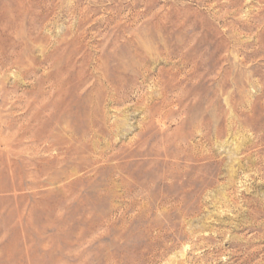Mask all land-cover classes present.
Masks as SVG:
<instances>
[{
    "label": "rangeland",
    "instance_id": "rangeland-1",
    "mask_svg": "<svg viewBox=\"0 0 264 264\" xmlns=\"http://www.w3.org/2000/svg\"><path fill=\"white\" fill-rule=\"evenodd\" d=\"M0 53V264L87 221L84 264H264V0H0Z\"/></svg>",
    "mask_w": 264,
    "mask_h": 264
},
{
    "label": "bare ground",
    "instance_id": "bare-ground-1",
    "mask_svg": "<svg viewBox=\"0 0 264 264\" xmlns=\"http://www.w3.org/2000/svg\"><path fill=\"white\" fill-rule=\"evenodd\" d=\"M228 1H232V0H228ZM213 2V1H212ZM151 15V14H150ZM250 22V21H249ZM13 26V25H12ZM177 27V26H176ZM157 28V27H156ZM236 29V28H235ZM23 30V29H22ZM233 31V30H232ZM237 32V31H236ZM222 37V36H221ZM227 40V39H226ZM204 42V41H203ZM189 43V42H188ZM230 43V42H229ZM168 44V43H167ZM205 44V43H204ZM132 45V44H131ZM177 45V44H176ZM135 46V45H134ZM174 46V45H173ZM178 47V46H177ZM203 47V46H202ZM27 48V47H26ZM135 48V47H134ZM139 49V48H138ZM173 49V48H172ZM172 49H171V52H172ZM177 49V48H176ZM179 49V48H178ZM164 50V49H163ZM184 50V49H183ZM183 50H181V52L183 51ZM186 50V49H185ZM136 51V50H135ZM175 51V50H174ZM173 51V52H174ZM180 51V50H179ZM187 51V50H186ZM132 52H133V48H132ZM167 52V51H166ZM173 52H172V54H173ZM181 52H179V54L181 53ZM136 53V52H135ZM140 53V52H139ZM162 53H163V51H162ZM240 53V52H239ZM2 54L3 53H0V57H2ZM169 54V53H168ZM161 55V54H160ZM176 56V55H175ZM179 56V55H178ZM183 56V55H182ZM194 56V55H193ZM195 56H196V54H195ZM201 56V55H200ZM9 57V56H8ZM145 58V57H144ZM191 58V57H190ZM189 57H182L181 58V64H182V67L183 68H181L183 71H185L186 69H187V67H189V65L191 64V65H193L192 64V61H191V59H190ZM201 58V57H200ZM226 58V57H225ZM12 59V58H11ZM19 59V58H18ZM171 59V58H170ZM179 59H180V57H179ZM178 59V60H179ZM6 60V59H5ZM8 60H9V58H8ZM1 61V64H2V59L0 60ZM5 62V61H4ZM194 62V61H193ZM15 64H16V62H14ZM179 64V63H178ZM124 65V64H123ZM190 65V66H191ZM197 65H198V63H197ZM201 65V64H200ZM141 66V65H140ZM124 67V66H123ZM181 67V66H180ZM192 67H195V66H192ZM126 68V67H125ZM178 68H179V66H178ZM138 69H140V68H138ZM158 69V68H157ZM176 70H177V68H175ZM193 69V68H192ZM141 70V69H140ZM182 70L180 71V72H182ZM162 71H163V69H162ZM179 71V70H178ZM190 71H192V70H190ZM194 71V70H193ZM192 71V72H193ZM164 72V71H163ZM168 72H170V71H168ZM173 72V71H172ZM175 72V71H174ZM177 72V71H176ZM175 72V77L177 76V74L178 73H176ZM160 73H162V72H160ZM184 73V72H183ZM186 73V72H185ZM168 74H170V73H168ZM180 74V73H179ZM182 74V73H181ZM191 74V73H190ZM195 74V73H194ZM193 74V75H194ZM125 75V74H124ZM160 74H158V76H159ZM187 75V74H186ZM186 75H185V77H184V79H186ZM123 76V75H122ZM128 76H130L129 77V79H131L132 80V78H131V74L129 75L128 74ZM153 76V75H152ZM157 76V77H158ZM168 76V75H167ZM184 75L182 74V77H183ZM190 76V75H189ZM197 76H198V74H197ZM114 77V76H113ZM142 77V76H141ZM160 77H161V75H160ZM172 77H173V75H172ZM174 77V78H175ZM115 78V77H114ZM159 78V77H158ZM169 78H171V77H169ZM179 77L177 76V79H178ZM103 79H104V77H103ZM125 79H126V77H125ZM177 79H173V80H176V81H178ZM183 79V78H182ZM190 79H191V77H190ZM189 79V80H190ZM134 80V79H133ZM136 80V79H135ZM160 80V79H159ZM188 80V79H187ZM187 80H185L186 82L185 83H187L188 84V82H187ZM99 81V80H98ZM101 81V80H100ZM157 81V80H156ZM161 81H162V79H161ZM159 82V81H157V82H159V83H162V82ZM169 81H171L170 79H169ZM168 81V82H169ZM176 81H175V83H172V85L173 84H177L176 83ZM180 81V80H179ZM191 81V80H190ZM104 82V81H103ZM127 82V81H126ZM126 82H120L119 80L117 81V80H112L111 78H105V83H107V86H108V91L106 90V87H104L105 88V90H106V92H108L109 93V96H108V94H107V96L109 97L108 98V100L111 102V104L112 103H116V105L117 104H119V103H124L123 101V97H121L120 95H122V94H125V93H127V94H129L128 92L130 91V86L128 85L129 84V80H128V82H127V84H126ZM135 82V81H134ZM140 82V81H139ZM156 82V83H157ZM164 82H166L165 80H164ZM99 83V82H98ZM138 83V82H137ZM184 83V82H183ZM182 83V84H183ZM92 84V83H91ZM142 84V83H141ZM179 84V83H178ZM186 84V85H187ZM99 85L101 86L102 84L101 83H99ZM105 85V84H104ZM133 85H134V83H133ZM140 85V84H139ZM158 85V84H157ZM162 85V84H161ZM160 85V87L162 88V86ZM166 85V84H165ZM179 85H181V84H179ZM135 86H136V84H135ZM138 86V85H137ZM183 86V85H182ZM188 86V85H187ZM134 87V86H133ZM140 87V86H139ZM164 88H166L165 86H163ZM167 87H169L170 89H171V86H167ZM184 87H185V84H184ZM137 88V87H136ZM174 89H175V87H173ZM134 90V89H133ZM138 90V89H137ZM140 90V89H139ZM173 90V89H172ZM165 91V90H164ZM170 91V90H169ZM168 91V92H169ZM174 91V90H173ZM181 91V90H180ZM91 92V91H90ZM188 92V91H187ZM186 91H185V93H187ZM92 93V92H91ZM163 93V92H162ZM185 93H183V94H185ZM167 94V93H166ZM182 94V95H183ZM126 95V94H125ZM125 95H123L124 97H125ZM168 95V94H167ZM181 95V94H180ZM93 96V95H92ZM166 96V95H165ZM189 96V95H188ZM127 97V96H126ZM166 97H169V95L168 96H166ZM166 97H163V100H164V98H166ZM177 98V97H176ZM182 98H184V97H182ZM170 99H171V97H170ZM170 99H168V101L170 100ZM173 99V98H172ZM172 99H171V101H169V103L171 102H173L172 101ZM188 99V98H187ZM129 100V99H128ZM162 99H160V101H161ZM174 100V99H173ZM177 100H179V105H181V108H183V107H185V106H183L184 104H183V99H181V97L180 98H178ZM185 100V99H184ZM159 101V102H160ZM108 102V101H107ZM162 102V101H161ZM178 102V101H177ZM186 102V101H185ZM92 103V102H91ZM163 103V102H162ZM168 103V104H169ZM171 103H170V105H171ZM93 104V103H92ZM91 104V105H92ZM168 104H167V106L166 107H168ZM174 104H176V103H174ZM166 105V104H165ZM163 106V105H162ZM162 106H161V109H162ZM176 106V105H175ZM166 107L164 106L163 108H165L166 109ZM149 108V107H148ZM180 108V107H179ZM159 109V112L161 111H163V110H160V108H158ZM169 109V108H168ZM167 109V110H168ZM152 110V109H151ZM166 110V111H167ZM147 111V110H146ZM153 111V110H152ZM158 112V111H157ZM156 112V113H157ZM158 112V113H159ZM166 113V112H165ZM167 114V113H166ZM147 115H148V113H147ZM157 115V114H156ZM148 119H149V122L151 123L153 120L155 121V122H157V123H159L160 121H161V119L159 120V119H154L155 117H154V115H149L148 117H147ZM163 122V121H162ZM126 124V123H125ZM148 124V123H147ZM68 125V124H67ZM151 125V124H150ZM67 127H69V125L67 126ZM70 128V127H69ZM64 129V128H63ZM65 129L67 130L68 128H66V126H65ZM65 129H64V132H65ZM137 130V129H136ZM69 131H70V129H69ZM92 131V130H91ZM68 132V131H67ZM74 133V132H73ZM141 135V134H140ZM73 136V135H72ZM71 136V137H72ZM75 136V135H74ZM51 137V136H50ZM52 137H54V136H52ZM51 137V138H52ZM70 137V136H69ZM76 137H77V134H76ZM79 137V136H78ZM31 138V137H30ZM35 138V137H34ZM51 138H49V140L51 139ZM73 138V137H72ZM88 138V137H87ZM32 139H33V136H32ZM40 139V138H39ZM39 139H37L38 141H39ZM44 139H46V138H44ZM53 139V138H52ZM54 139H55V137H54ZM65 139V138H64ZM62 140V141H68V140ZM67 139V138H66ZM70 139V138H69ZM73 139H75V138H73ZM77 140L76 141H78L77 143H80V141L78 140L79 138H76ZM22 140V139H21ZM19 141V139H18V141L19 142H22V141ZM57 140H59V139H57ZM31 141V140H30ZM34 140H32L31 141V144H32V142H33ZM37 141V142H38ZM47 141L48 140H45L44 142H46L47 143ZM52 141V140H51ZM55 141H56V139H55ZM55 141H53V142H55ZM70 141V140H69ZM73 141V140H72ZM71 141V142H72ZM36 142V141H35ZM34 142V143H35ZM41 142H43V140L41 141ZM53 142H51V143H53ZM57 143L58 142H61L60 140L59 141H56ZM70 142V143H71ZM74 142V141H73ZM73 142L71 143V144H73ZM33 143V145H38V143H36V144H34ZM62 143V142H61ZM68 143V142H67ZM69 143V144H70ZM76 142H75V145L77 144ZM12 144V143H11ZM14 144V143H13ZM12 144V145H13ZM65 144H66V142H65ZM18 145H20L19 147L21 148L23 145L25 146V144H22V146H21V144H19L18 143ZM18 145L16 146V147H18ZM27 145V144H26ZM41 145H43V143L41 144ZM49 145H50V143H49ZM53 144H51V146H52ZM58 145H62V144H58ZM66 145H68V144H66ZM65 145V146H66ZM75 145L73 144L71 147L72 148H74L75 147ZM31 146V145H30ZM48 146V145H47ZM64 146V147H65ZM78 146V145H77ZM114 146V145H113ZM11 148H12V146H10ZM33 147V146H32ZM35 147V146H34ZM39 147V146H38ZM43 147V146H42ZM55 149H56V147L55 146H53ZM58 148H59V146H57ZM62 147V146H61ZM80 149H82L81 147H82V145H80V146H78ZM20 148H18V149H20ZM25 149H29V148H26V147H24ZM37 148V147H36ZM46 148V147H45ZM44 147L42 148L43 150L45 149ZM49 148H50V146H49ZM49 148L47 147L46 149H48L49 150ZM71 148V150H73ZM77 148V147H76ZM114 148V147H113ZM184 148V147H183ZM14 149H15V147H14ZM35 148H33L32 150H34ZM39 149V148H38ZM41 149V148H40ZM50 149H52V147L50 148ZM68 148H66V149H63L64 150V152L63 153H66L65 152V150L67 151V152H70L71 150L69 149V151L67 150ZM75 149V148H74ZM30 150H31V148H30ZM37 150V149H36ZM36 150H34V151H36ZM42 150V151H43ZM75 150H77V149H75ZM75 150H73L74 151V154L76 153L77 154V151L79 150H77L76 152H75ZM47 151V150H46ZM72 151V152H73ZM80 151V150H79ZM112 151V150H111ZM115 151V150H114ZM72 152H70V153H72ZM62 153V154H63ZM108 153V152H107ZM114 153V152H113ZM64 156V155H63ZM71 156V155H70ZM74 156V155H73ZM76 156V155H75ZM68 157V156H67ZM66 157V158H67ZM98 157V156H97ZM114 157L115 156H107V157H104V159L105 160H114ZM65 158V156H64V158L63 159H66ZM74 158V157H73ZM101 158H102V156H101ZM27 164V163H26ZM77 170V169H76ZM21 176V175H20ZM68 204H71V203H68ZM68 206V205H67ZM69 208V207H68ZM73 210V209H72ZM76 211V210H75ZM77 212V211H76ZM111 212V211H110ZM70 213H72V212H70ZM72 214H74V213H72ZM87 214V213H86ZM24 215V214H23ZM25 216V215H24ZM27 216V215H26ZM25 216V217H26ZM28 217V216H27ZM27 217H26V220H28V222H29V220L30 219H27ZM31 217V216H30ZM29 218V217H28ZM21 219H23V218H21ZM71 219V218H70ZM19 220V219H18ZM83 220V219H82ZM23 221H25V220H23ZM20 222V221H19ZM80 223V222H79ZM82 224H83V221L81 222ZM85 223V226L87 227V229L85 230V229H83L82 227H80V228H77L78 229V232H77V235H76V237L75 238H72L69 242H65L64 241V239H66V237H67V235H68V232H69V230H67V225L66 224H64L63 222H59V223H56V224H53L52 226H50V227H47V226H45V227H42V229H40V230H38V229H35V231H34V233H25L24 235H23V238H22V241H23V244H22V247H21V251H20V253H19V257L21 258V262H23V260H25V262H24V264H33V262H35V263H37V262H39V261H44V258L46 257V256H49L50 254H51V251L52 250H54V248L55 247H58L61 251H62V253H64V257H67V259H70L71 261H72V263H71V261H70V263L71 264H84V259H85V252H84V250L83 249H81V247L83 248V244L86 242V241H89L90 243H91V241H93V235L91 236V235H84V231H89L90 229H92L93 228V223L92 222H84ZM12 224V223H11ZM15 224V223H14ZM30 225H32L31 223H27L26 224V226L27 227H30ZM84 225V224H83ZM84 226V227H85ZM24 228V227H23ZM70 228V231L71 230H75V227H73V226H70L69 227ZM49 232H54L58 237H59V241H58V243L56 244L54 241H53V239H52V237H53V235L52 234H49ZM90 232V231H89ZM13 234V233H12ZM57 238V237H56ZM21 240V239H20ZM2 243V242H1ZM15 243V242H14ZM21 243V242H20ZM10 244V243H9ZM61 244H63V245H61ZM89 244V243H88ZM11 245V244H10ZM92 245V244H91ZM6 246V245H5ZM54 246V247H53ZM62 246H63V248H62ZM4 250V249H3ZM14 250V249H13ZM92 251V250H91ZM88 252V251H87ZM5 254V253H4ZM13 254V253H12ZM17 255V254H16ZM14 256V255H13ZM112 257V256H111ZM14 257H12V259H13ZM23 259V260H22ZM95 259V258H94ZM107 259V258H106ZM104 260V261H102V260H99V261H97L96 262V264H108L109 262L107 261V260ZM98 260V259H97ZM111 260H113L112 258H111ZM117 260V259H116ZM62 261V260H61ZM94 261V260H93ZM3 262V261H2ZM9 262V261H8ZM111 262H113V261H111ZM5 263V262H4ZM114 263V262H113ZM112 263V264H113ZM117 263V262H116ZM120 263V262H119ZM2 264V263H1ZM23 264V263H22ZM48 264V263H47Z\"/></svg>",
    "mask_w": 264,
    "mask_h": 264
}]
</instances>
